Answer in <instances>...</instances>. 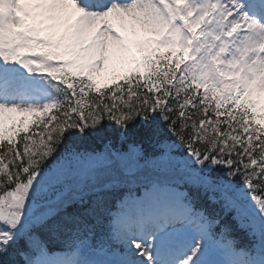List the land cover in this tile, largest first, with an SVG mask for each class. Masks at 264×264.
Masks as SVG:
<instances>
[{"label": "snow or ice", "instance_id": "6c2138e0", "mask_svg": "<svg viewBox=\"0 0 264 264\" xmlns=\"http://www.w3.org/2000/svg\"><path fill=\"white\" fill-rule=\"evenodd\" d=\"M0 264H264V0H0Z\"/></svg>", "mask_w": 264, "mask_h": 264}, {"label": "trees", "instance_id": "16d2710c", "mask_svg": "<svg viewBox=\"0 0 264 264\" xmlns=\"http://www.w3.org/2000/svg\"><path fill=\"white\" fill-rule=\"evenodd\" d=\"M144 146H145V148H148L149 150H151L150 147H149V145H148L147 143H145ZM209 195H211V193H210ZM204 200H205V202H206V206H207L209 209H215L216 212L221 213V216H222V222L225 223V224H227L229 227L233 228V235H234L237 239H239L241 243H245L246 241H245L244 239L241 238V233H242V232H239L238 230L235 229V224H234V222L231 220V216L229 215V216H227V217H224V216H223V213H222V207H221V206H219L218 204H213V203L211 202V200H208L207 197H204Z\"/></svg>", "mask_w": 264, "mask_h": 264}]
</instances>
